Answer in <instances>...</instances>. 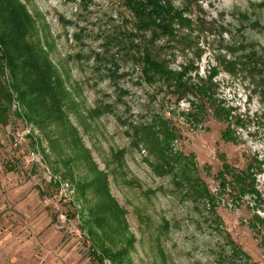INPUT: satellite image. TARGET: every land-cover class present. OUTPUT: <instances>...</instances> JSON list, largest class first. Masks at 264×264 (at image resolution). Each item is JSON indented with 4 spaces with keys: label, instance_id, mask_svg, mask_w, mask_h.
<instances>
[{
    "label": "rangeland",
    "instance_id": "1",
    "mask_svg": "<svg viewBox=\"0 0 264 264\" xmlns=\"http://www.w3.org/2000/svg\"><path fill=\"white\" fill-rule=\"evenodd\" d=\"M21 1L49 43L76 105L68 118L89 163L107 174L125 227L114 233L116 224L91 221L99 200L78 188L93 178L87 162L63 141L53 148L57 128L29 122L16 102L22 115L0 129V264H264V0H165L191 22L152 45L165 68L187 70L183 85L197 87L181 99L172 80L146 82L134 48L153 36L136 30L127 0ZM214 103L227 115L218 119ZM161 122L185 157L159 175L136 138ZM185 162L214 198L184 181ZM250 165L258 194L236 199L218 174Z\"/></svg>",
    "mask_w": 264,
    "mask_h": 264
},
{
    "label": "trees",
    "instance_id": "2",
    "mask_svg": "<svg viewBox=\"0 0 264 264\" xmlns=\"http://www.w3.org/2000/svg\"><path fill=\"white\" fill-rule=\"evenodd\" d=\"M125 3L137 18L136 30L142 34H144L143 32H152L153 37L152 40L148 41L149 45L142 48L139 44H135L134 48V51L140 52V55L135 57V61L137 65L139 64L143 68L142 72L146 82L153 83L156 80H164L171 83L170 80H172L175 87L174 92L179 94V99L185 93L197 95V87L187 88L186 85H183L182 79L187 70L179 74L171 72L157 58L158 54L155 53L154 48L152 49L154 38L157 35L166 34L168 37L175 38L176 27L174 25H179V28L188 27L187 25H191V22L183 17V12H178L165 0H127ZM131 36L133 39L136 38L133 33ZM43 41L37 32L36 18L30 14L21 0H0V129L10 124L13 115H22L18 110L13 112V106L16 102L24 110L23 116L29 122H34L41 127L51 125L56 127L58 130L57 138L49 137L52 147L60 146V142L63 141L67 150L76 152L79 150L76 155L77 161L87 162L89 173L93 175L92 179L80 186L78 185L83 197L91 193L93 199L99 200L96 205V212L94 213V208L90 211L89 215L93 217L91 221L100 228H113L116 224L114 233L121 232L125 227L123 212H120L117 201L110 194L107 174L100 172L97 164L93 161L92 165L89 163L90 154L86 148H83L79 131L68 118L69 111L75 113L76 105L62 74L53 64L49 53L46 52L49 43ZM175 77H178L179 82H175ZM199 89L201 94L203 90L206 91V89ZM213 106L215 107V116L221 119L226 111L216 106L215 103ZM93 113L98 116L100 110L93 111ZM191 115L195 119L200 118V112ZM226 135L225 132L223 139L231 142L232 140L227 139ZM177 139L178 134L170 123L161 122L158 128L153 123L140 129L136 138V146L138 147L140 143L144 144L151 154H155L159 164L155 166L154 171L161 175L166 173V169L171 170L173 163L182 161L185 157L181 152L174 153L172 144ZM123 157L124 152L122 151L114 157L119 166L123 163ZM184 164L186 165L181 172L184 181L192 183V189H197L198 191H194L198 195L214 198L207 190L205 182L200 177L190 176L189 169H187L189 164L186 162ZM253 169L254 166L250 165L247 172L238 171L234 173L229 167H226L218 174L221 186L223 188L226 184L231 186L233 191L237 193L238 198L236 199H241L247 194H258ZM228 174L232 178L227 181L226 176ZM257 226L253 225L254 228ZM237 249L235 247L238 252ZM242 255L246 256L247 260L251 258L245 252ZM98 260L101 259L98 258Z\"/></svg>",
    "mask_w": 264,
    "mask_h": 264
}]
</instances>
